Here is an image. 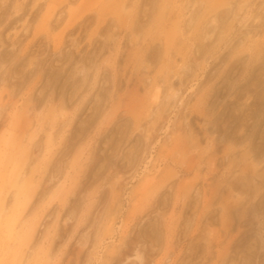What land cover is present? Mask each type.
<instances>
[{
  "label": "rangeland",
  "instance_id": "1",
  "mask_svg": "<svg viewBox=\"0 0 264 264\" xmlns=\"http://www.w3.org/2000/svg\"><path fill=\"white\" fill-rule=\"evenodd\" d=\"M136 251L264 264V0H0V264Z\"/></svg>",
  "mask_w": 264,
  "mask_h": 264
},
{
  "label": "bare ground",
  "instance_id": "2",
  "mask_svg": "<svg viewBox=\"0 0 264 264\" xmlns=\"http://www.w3.org/2000/svg\"><path fill=\"white\" fill-rule=\"evenodd\" d=\"M175 94H176V92L173 93V95H175ZM134 259H135L137 264H142V262H141V254L138 251L135 252Z\"/></svg>",
  "mask_w": 264,
  "mask_h": 264
}]
</instances>
